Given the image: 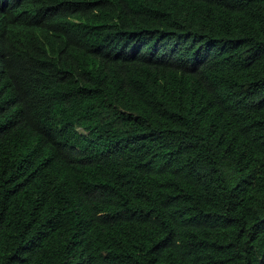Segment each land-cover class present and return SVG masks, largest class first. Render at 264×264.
<instances>
[{
	"label": "trees",
	"instance_id": "16d2710c",
	"mask_svg": "<svg viewBox=\"0 0 264 264\" xmlns=\"http://www.w3.org/2000/svg\"><path fill=\"white\" fill-rule=\"evenodd\" d=\"M0 264H264V0H0Z\"/></svg>",
	"mask_w": 264,
	"mask_h": 264
}]
</instances>
